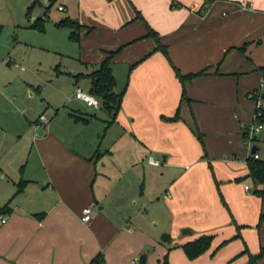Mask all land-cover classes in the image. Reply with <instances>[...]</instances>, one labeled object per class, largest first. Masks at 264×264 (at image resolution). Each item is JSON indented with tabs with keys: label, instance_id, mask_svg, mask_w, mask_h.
I'll list each match as a JSON object with an SVG mask.
<instances>
[{
	"label": "crops",
	"instance_id": "1",
	"mask_svg": "<svg viewBox=\"0 0 264 264\" xmlns=\"http://www.w3.org/2000/svg\"><path fill=\"white\" fill-rule=\"evenodd\" d=\"M57 6L78 27L75 64L52 71L67 84L35 110L0 103V205L11 209L0 215V264H248L264 248V184L247 165L253 152L264 159V122L254 141L243 134L257 99L264 108V0ZM110 53L123 91L113 118L74 97ZM175 69L205 73L182 83ZM202 236L208 248L188 258L182 246Z\"/></svg>",
	"mask_w": 264,
	"mask_h": 264
},
{
	"label": "rangeland",
	"instance_id": "2",
	"mask_svg": "<svg viewBox=\"0 0 264 264\" xmlns=\"http://www.w3.org/2000/svg\"><path fill=\"white\" fill-rule=\"evenodd\" d=\"M44 1L38 0L27 11L28 0H0V103L11 102L20 111L26 106L35 110L40 97H54L55 88L67 84L62 77L54 79L55 66L67 70L75 64L70 56L77 41L69 38L70 27L58 26L64 15L56 11L60 0L52 2L49 17L43 15ZM36 20L38 26L31 27ZM28 84L39 85L41 94L31 98ZM81 89L86 91L85 86ZM73 92L71 89L69 97ZM13 118L18 125L27 124L22 116Z\"/></svg>",
	"mask_w": 264,
	"mask_h": 264
},
{
	"label": "trees",
	"instance_id": "3",
	"mask_svg": "<svg viewBox=\"0 0 264 264\" xmlns=\"http://www.w3.org/2000/svg\"><path fill=\"white\" fill-rule=\"evenodd\" d=\"M213 1L215 0H203V4L204 6H206L212 3ZM37 3H38V0H31V3L27 7V11H29ZM40 21L41 19H38V23ZM38 23H37V20L34 21L31 24V27L38 26ZM58 25L70 27L71 32H70L69 38L71 40H77V35L75 31L77 30L78 27L75 22H73L72 20H69L68 18H65L64 20L60 21ZM147 35L153 36L157 41V49L163 51V53L167 55L165 48L158 43L156 34L148 27H147ZM111 56H112V53H110L106 59L101 61L97 65V67L87 75V77L90 79L89 93L99 100L101 110L107 112L113 118V115L119 108V104H120L123 91L117 92L115 90V78L112 74L111 65H110ZM204 73H205L204 71H199L195 74L182 75L177 69H175V74L182 83L186 80H190L191 78L195 76L203 75ZM77 76L78 75H75L74 77H77ZM256 122L257 124L258 123L262 124L264 122V113L261 117L256 119ZM243 134H244V137L246 138L247 137L246 130L244 131ZM247 165H248V176L254 183L255 187L257 185H263L264 184V159H254L251 156L250 158L247 159ZM20 191H21V186H17L16 193ZM255 193L260 194L261 189H256ZM10 210L11 209L9 208L7 204L0 205V215L8 214L10 213ZM263 218H264V214L260 216L261 220ZM209 242H210V237L202 236L192 242L184 244L182 248L186 256L192 259L198 256L199 254L203 253L208 248ZM263 253H264V248H261L258 254L249 255L248 264H257L256 263L257 259ZM98 257L99 256L97 255V258ZM97 258L95 257V260ZM161 264H168V263L164 259Z\"/></svg>",
	"mask_w": 264,
	"mask_h": 264
},
{
	"label": "built area",
	"instance_id": "4",
	"mask_svg": "<svg viewBox=\"0 0 264 264\" xmlns=\"http://www.w3.org/2000/svg\"><path fill=\"white\" fill-rule=\"evenodd\" d=\"M44 4H45V6H48L50 4V0L44 1ZM57 10H59V11L63 10V6L58 5ZM74 97L77 100L84 102L87 106H92L93 108L99 107V102H98V99L96 97L92 96L88 92H84V91L80 90L79 88H76V90L74 92ZM263 113H264V108L260 104V100L257 99L256 104H255V112L253 114L254 119L256 120L257 118L261 117L263 115ZM44 119H45L44 116L41 115L40 120H44ZM261 129H262V124H260V123L254 124V125L248 127L246 129V132H247L246 141L248 143L251 142L250 139L253 136H255ZM251 156L254 159H258V155L256 153H252ZM147 161H148V163H150L152 165L160 164L159 160L153 159L152 157H148ZM244 189L247 190L248 186H244ZM90 218H91V209L89 207L82 208V210H81V221L84 223H88L90 221Z\"/></svg>",
	"mask_w": 264,
	"mask_h": 264
},
{
	"label": "water",
	"instance_id": "5",
	"mask_svg": "<svg viewBox=\"0 0 264 264\" xmlns=\"http://www.w3.org/2000/svg\"><path fill=\"white\" fill-rule=\"evenodd\" d=\"M260 98L261 99H264V94H261L260 95ZM252 141L255 140V136H253V138L251 139ZM255 149H257L255 146H252L251 148V152H253ZM143 258L142 256L140 257V259ZM141 262V261H140Z\"/></svg>",
	"mask_w": 264,
	"mask_h": 264
}]
</instances>
